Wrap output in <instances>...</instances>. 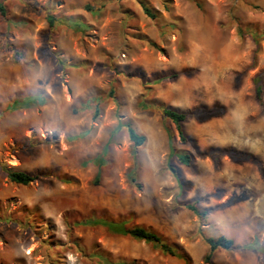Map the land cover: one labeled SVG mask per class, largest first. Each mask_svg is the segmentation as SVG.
Instances as JSON below:
<instances>
[{
  "label": "rangeland",
  "instance_id": "1",
  "mask_svg": "<svg viewBox=\"0 0 264 264\" xmlns=\"http://www.w3.org/2000/svg\"><path fill=\"white\" fill-rule=\"evenodd\" d=\"M0 5V264H264V0ZM220 237L232 249L206 259Z\"/></svg>",
  "mask_w": 264,
  "mask_h": 264
},
{
  "label": "trees",
  "instance_id": "2",
  "mask_svg": "<svg viewBox=\"0 0 264 264\" xmlns=\"http://www.w3.org/2000/svg\"><path fill=\"white\" fill-rule=\"evenodd\" d=\"M87 9L89 11L93 10V8L89 6H87ZM144 12L147 15L152 16L147 9H144ZM0 13L5 14L2 5H0ZM47 21L48 24L51 26L54 23V18L51 15H49L47 16ZM74 25L83 28V25L79 23H76ZM254 93L257 101L260 102L262 96L261 76H257L254 79ZM18 104H22L25 107H30V105H34L35 103H32L29 100L15 101L10 107L14 108ZM162 113L174 124L179 138L181 140H184L182 122L186 118L185 114L179 113L167 107L162 108ZM127 138L134 147H140L145 142V137L143 135L138 134L131 126H127ZM176 157L182 164L188 165L190 163L191 157L188 154H180L177 155ZM170 170L173 173H175L174 168L170 167ZM7 178L12 183L21 186H27L28 184L36 181L38 179V176L30 175L23 171H8ZM188 209H190L193 213L198 214L200 216H204L206 214V212L198 213V211L192 205L188 206ZM95 222L106 227L107 230L112 234L127 236L137 241H144L150 244L153 247V249L160 251L164 255H169L171 257H175L183 261L186 260V255L180 248H178L176 245L165 242L160 236L144 228L141 227L125 228V225L123 223H112L102 220ZM204 241L208 246V253L206 259H209L212 256V254L219 248L224 250H230L233 247V242L229 239H225L224 237H220L218 239L205 238Z\"/></svg>",
  "mask_w": 264,
  "mask_h": 264
}]
</instances>
